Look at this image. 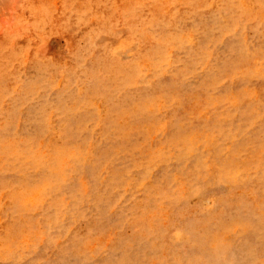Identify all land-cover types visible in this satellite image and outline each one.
I'll list each match as a JSON object with an SVG mask.
<instances>
[{
	"label": "rangeland",
	"instance_id": "obj_1",
	"mask_svg": "<svg viewBox=\"0 0 264 264\" xmlns=\"http://www.w3.org/2000/svg\"><path fill=\"white\" fill-rule=\"evenodd\" d=\"M0 264H264V0H0Z\"/></svg>",
	"mask_w": 264,
	"mask_h": 264
}]
</instances>
